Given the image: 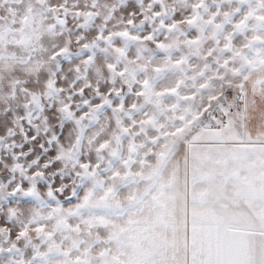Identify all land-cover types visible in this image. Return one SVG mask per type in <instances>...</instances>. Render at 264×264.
Wrapping results in <instances>:
<instances>
[{"label":"snow or ice","instance_id":"6c2138e0","mask_svg":"<svg viewBox=\"0 0 264 264\" xmlns=\"http://www.w3.org/2000/svg\"><path fill=\"white\" fill-rule=\"evenodd\" d=\"M0 264H264V0H0Z\"/></svg>","mask_w":264,"mask_h":264}]
</instances>
